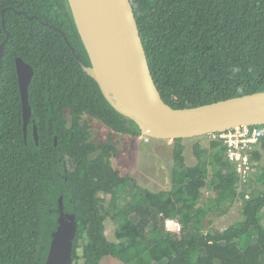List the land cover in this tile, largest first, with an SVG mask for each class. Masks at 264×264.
<instances>
[{
  "label": "trees",
  "instance_id": "1",
  "mask_svg": "<svg viewBox=\"0 0 264 264\" xmlns=\"http://www.w3.org/2000/svg\"><path fill=\"white\" fill-rule=\"evenodd\" d=\"M128 1L153 83L171 109L264 92V0ZM7 36L0 67V264L46 263L60 199L77 227L74 264H102L107 257L122 264H264V167L259 173L254 165L264 156V139L250 154V182L258 190L248 198L240 195L247 182L239 183L225 146L216 141L208 149L193 144V167L173 150L169 191L141 189L111 166L115 148L109 141H90L84 117L118 135L141 134L84 72L91 64L68 1L0 0V45ZM16 58L34 71L26 139ZM206 159L215 165L210 180ZM129 185L135 200L125 203ZM207 188L216 208L238 196L244 200L238 223L203 232ZM101 205L117 225L116 243L105 236ZM168 221L181 225L182 236L153 240L152 231H164Z\"/></svg>",
  "mask_w": 264,
  "mask_h": 264
},
{
  "label": "water",
  "instance_id": "2",
  "mask_svg": "<svg viewBox=\"0 0 264 264\" xmlns=\"http://www.w3.org/2000/svg\"><path fill=\"white\" fill-rule=\"evenodd\" d=\"M76 27L87 51L91 67L84 72L99 86L110 106L138 127L140 134L153 139L177 140L195 138L240 126H264V92L237 97L193 109L173 110L163 103L153 83L144 49L137 30L135 16L128 0H89L95 5L108 36V46L117 64L121 97L112 98L98 77L85 40L79 30L70 0H67ZM89 5V2H87ZM96 19L97 17L93 15ZM68 44L63 32L57 30ZM6 40L0 45V67ZM73 55L75 52L70 48ZM15 70L22 104L24 138L31 118L28 88L34 76L32 67L15 59ZM33 135L37 144L36 128ZM73 215L64 213L59 200L58 227L45 264H72V243L76 237Z\"/></svg>",
  "mask_w": 264,
  "mask_h": 264
},
{
  "label": "rangeland",
  "instance_id": "3",
  "mask_svg": "<svg viewBox=\"0 0 264 264\" xmlns=\"http://www.w3.org/2000/svg\"><path fill=\"white\" fill-rule=\"evenodd\" d=\"M85 121L90 126V141L93 143H107L115 148V155L111 159L112 167L116 169L121 176H128L132 178L136 185L141 189H148L152 192L169 191L171 187V171L174 165L173 150L179 148L185 158V166L193 167L197 164V160L192 153V146L195 142H199L203 149H208L211 142V138L207 135L199 136L195 138L183 139L178 144L175 140H156L153 138H147L145 136L131 137L112 133L99 121L84 117ZM110 137V139H109ZM158 141V142H157ZM205 162L206 174L210 180L211 174L215 168L211 159H206ZM69 165V164H68ZM258 172L264 167V156L256 164ZM69 167H72L69 165ZM72 169V168H71ZM255 170V169H254ZM255 171H252L249 175L247 183L240 188V195L244 194L245 198L252 196L257 190L258 186L252 184L250 181L253 178ZM124 202H133L135 199L133 195L135 190L132 185L127 187V190L123 191ZM202 205L204 208L210 207V212L206 217V224L203 232L213 230L214 232H221L229 226L238 223L241 220L240 209L243 206L244 200L238 196L235 202L231 205H225L221 208H216L213 203L215 197L210 188L202 191ZM146 202H142L144 205ZM102 215L105 216V236L111 243H116L114 232L117 225L112 221L110 212L106 211L103 205L100 206ZM131 221H136L134 216L130 217ZM261 225L264 228V217H262ZM181 226V225H180ZM178 229L174 228L172 223L166 224L165 230H153L151 238L158 240L167 234L181 237L182 234L177 232ZM199 236V234H195ZM184 236V235H183ZM186 236H188L186 234ZM256 239L253 238L252 242ZM80 255V250L78 251ZM264 262V259H262ZM74 264V260H72ZM102 264H122L115 257H107L103 259ZM165 264V263H164Z\"/></svg>",
  "mask_w": 264,
  "mask_h": 264
},
{
  "label": "bare ground",
  "instance_id": "4",
  "mask_svg": "<svg viewBox=\"0 0 264 264\" xmlns=\"http://www.w3.org/2000/svg\"><path fill=\"white\" fill-rule=\"evenodd\" d=\"M70 3L100 81L110 97H121L122 90L117 64L109 50V39L102 22L100 23L101 20L95 5L89 0H70Z\"/></svg>",
  "mask_w": 264,
  "mask_h": 264
},
{
  "label": "built area",
  "instance_id": "5",
  "mask_svg": "<svg viewBox=\"0 0 264 264\" xmlns=\"http://www.w3.org/2000/svg\"><path fill=\"white\" fill-rule=\"evenodd\" d=\"M211 141L222 142L225 146L226 161L233 165L240 184H245L251 173L250 154L264 139V126H240L228 131L208 135ZM149 138V137H147ZM169 222V221H168ZM166 222L168 225L169 223ZM174 228L181 231L178 222L170 221Z\"/></svg>",
  "mask_w": 264,
  "mask_h": 264
},
{
  "label": "crops",
  "instance_id": "6",
  "mask_svg": "<svg viewBox=\"0 0 264 264\" xmlns=\"http://www.w3.org/2000/svg\"><path fill=\"white\" fill-rule=\"evenodd\" d=\"M142 136V135H141ZM156 140H163V139H156ZM158 142V141H157ZM246 198H248V197H246ZM168 223H171L170 221L168 222Z\"/></svg>",
  "mask_w": 264,
  "mask_h": 264
},
{
  "label": "clouds",
  "instance_id": "7",
  "mask_svg": "<svg viewBox=\"0 0 264 264\" xmlns=\"http://www.w3.org/2000/svg\"><path fill=\"white\" fill-rule=\"evenodd\" d=\"M207 136V135H206Z\"/></svg>",
  "mask_w": 264,
  "mask_h": 264
}]
</instances>
